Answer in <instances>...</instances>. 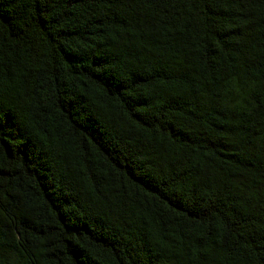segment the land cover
<instances>
[{
  "label": "trees",
  "instance_id": "obj_1",
  "mask_svg": "<svg viewBox=\"0 0 264 264\" xmlns=\"http://www.w3.org/2000/svg\"><path fill=\"white\" fill-rule=\"evenodd\" d=\"M0 264H264V0H0Z\"/></svg>",
  "mask_w": 264,
  "mask_h": 264
}]
</instances>
